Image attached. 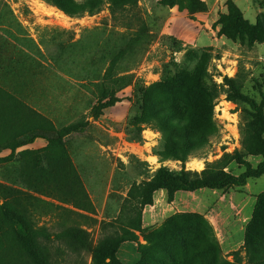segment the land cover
<instances>
[{
    "label": "rangeland",
    "instance_id": "obj_1",
    "mask_svg": "<svg viewBox=\"0 0 264 264\" xmlns=\"http://www.w3.org/2000/svg\"><path fill=\"white\" fill-rule=\"evenodd\" d=\"M61 1L81 11L68 14L55 0H0V87L21 104L1 105L12 114V136L36 113L58 129L78 126L62 137L77 180L60 172L55 184L44 187L27 175L38 156H20L0 164V184L17 190L8 198L26 207L33 228L57 232L76 226L88 232L92 247L104 234L129 230L134 238L122 242L110 264H165L150 260L152 255L167 264L165 251L176 264H246L245 228L264 176L249 178L242 187L156 189L146 205L139 202L140 186L161 167L194 177L218 162L217 168L239 174L243 167L231 157L236 150L253 166L260 161L244 148L250 107L232 98L224 78L264 104V41L236 35L228 5L234 3L243 21L254 25L264 17V0H176L172 6L164 0H126L119 7L110 0ZM141 26L149 42L114 70L129 79L115 93L117 101L94 118L99 84H111L110 77L102 80L110 51L124 42L115 37ZM259 29L264 34V23ZM188 70L195 81L180 74ZM174 74L180 77L164 83ZM147 88L152 97L147 112H172L178 128L205 133L202 150L185 161L162 157L157 123L149 113L141 117ZM46 145V139L35 138L15 154ZM9 153L3 149L0 156ZM24 179L34 183L26 187ZM107 223L112 226L103 231ZM38 239L50 247L53 264H93L89 253L63 251L59 240Z\"/></svg>",
    "mask_w": 264,
    "mask_h": 264
},
{
    "label": "trees",
    "instance_id": "obj_2",
    "mask_svg": "<svg viewBox=\"0 0 264 264\" xmlns=\"http://www.w3.org/2000/svg\"><path fill=\"white\" fill-rule=\"evenodd\" d=\"M110 1L112 5L119 7L126 0ZM175 1L164 0V3L172 6ZM54 3L71 15L81 11V7L70 6L65 1L55 0ZM228 5L230 10L229 16H233L232 23L235 27V34L238 36L248 34L252 38V41L263 42L264 34L259 28L264 23V17L260 18L254 25L247 24L243 21L241 13L235 4L229 2ZM117 39L124 42L110 51L112 57L109 60V72L102 77V80L110 77L111 84H99L102 90L95 104L91 107V114L94 118L100 117L103 109L117 101L115 93L118 91L121 83L123 85L129 79V75L115 76L114 70L118 69V65H120V62L126 56L135 53L138 48L142 50L144 45L149 42V36L144 26L139 27L135 33L129 35H117L114 40ZM189 72L188 70L180 72V74L185 76L192 75L191 78L195 81V74H190ZM180 74L167 77L168 79L164 83L175 82L180 77ZM224 79L227 81L231 95H233L232 98L244 101L250 107V118L245 127L244 148L248 154L260 156V161L253 166L236 150L231 157L235 163L243 167V170L239 174L225 171L224 167L217 168L218 162L207 165L199 175L194 177H189L184 171L177 173L161 167L150 180L142 182L139 201L141 205H146L151 201V193L156 189H165L170 193L178 190L196 191L203 188L225 189L228 187H242L249 178L264 176V104L257 103L253 98L242 94L234 79L226 77ZM196 86L198 89L201 88L199 82H197ZM148 90L149 88L142 91L141 117L149 113L151 118L157 123V127L161 131L164 140V148L160 153L162 157H174L185 161L189 153L196 152L198 149L202 150L205 146L199 141L200 138H205V133L198 136L194 133L191 126H187L184 129L178 128L176 125H179V118L175 124L171 123L176 118L172 112L163 113L159 109L147 112L148 106L146 104H148V99L152 98ZM156 99H153V101ZM2 103H6L11 107L14 104H20V102H18L15 96L0 87V151L3 149L10 150L8 155L0 156V164L14 163L20 156L35 154L38 157L34 159V163L27 175L29 174L40 185H44L45 187L48 184H55L56 175L60 172L66 173V175L72 176L77 180L62 137L70 131L78 129V126L58 129L51 120L36 113L34 120L27 122L25 126L15 133V136H12L9 130L12 114L9 109L1 105ZM180 133L184 135L181 136ZM15 137L17 140H15ZM19 137L22 138L18 140ZM35 138L46 139L47 145L36 150H21L15 154L18 147L33 142ZM25 181L26 187H31L34 183L30 179ZM78 188L83 190L79 180ZM132 188L139 187L132 186ZM14 191L17 192V190L11 189L9 186L0 184V193L7 196L3 200L0 199V264H53L50 247L47 244L41 243L38 239L39 236H43L50 242L55 240L61 241L63 251L89 253L93 264H110L122 242L125 239L130 240L134 238V235L127 229H122L123 233L121 235H118L113 230L110 234H104L99 238L96 245L92 247L88 232L76 226H66L57 232H50L45 227L35 229L32 226L30 214L26 213V207L17 200L14 202L8 198L12 196V192ZM111 226V223L104 224L102 230L104 231L106 227ZM243 247L245 256L247 257L246 264H264V190L256 196L251 219L245 228ZM165 256L170 262L167 264L177 263L174 255L170 252L165 251ZM162 258L156 255L149 257L154 262L158 261L166 264Z\"/></svg>",
    "mask_w": 264,
    "mask_h": 264
}]
</instances>
